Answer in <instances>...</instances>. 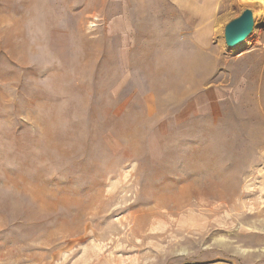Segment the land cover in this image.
I'll return each mask as SVG.
<instances>
[{"label": "rangeland", "instance_id": "obj_1", "mask_svg": "<svg viewBox=\"0 0 264 264\" xmlns=\"http://www.w3.org/2000/svg\"><path fill=\"white\" fill-rule=\"evenodd\" d=\"M0 264H264V0H0Z\"/></svg>", "mask_w": 264, "mask_h": 264}, {"label": "water", "instance_id": "obj_2", "mask_svg": "<svg viewBox=\"0 0 264 264\" xmlns=\"http://www.w3.org/2000/svg\"><path fill=\"white\" fill-rule=\"evenodd\" d=\"M254 14L252 10H245L240 17L229 22L224 30L225 43L234 48L243 43L253 32Z\"/></svg>", "mask_w": 264, "mask_h": 264}, {"label": "bare ground", "instance_id": "obj_3", "mask_svg": "<svg viewBox=\"0 0 264 264\" xmlns=\"http://www.w3.org/2000/svg\"><path fill=\"white\" fill-rule=\"evenodd\" d=\"M183 208L185 207H181L179 209L177 208H174V207H170L168 208V213H165L163 214V217H165L166 219V224L168 225L167 226V229L165 230L166 233L164 234V236H162L163 240L166 238H174L179 236V235H183L185 232H189L191 233V229H189L190 227L187 226V227H184L182 226L181 222L182 221H178L177 219H171L170 217L172 216H175L177 213H179V211H181ZM174 210V211H172ZM178 211V212H177ZM190 221L191 219H195L194 216L190 215L187 217ZM151 228V227H150ZM126 229V228H125ZM128 230L125 232V238L127 240H132L133 238H135L136 236H140L142 231L139 232L137 230H135V226H130V228H127ZM130 230V231H129ZM125 231V230H123ZM144 231V230H143ZM170 232V233H169ZM152 236V235H151ZM146 238V237H145ZM153 238H158L156 235H153ZM134 240V239H133ZM144 242V241H143ZM142 242V243H143ZM147 243V242H146ZM134 244V243H133ZM145 247V246H144ZM133 252V251H132ZM99 254V253H98ZM101 254V253H100ZM104 257H101L100 255H97V258H96V262H100L101 260H103ZM22 262V261H21Z\"/></svg>", "mask_w": 264, "mask_h": 264}]
</instances>
